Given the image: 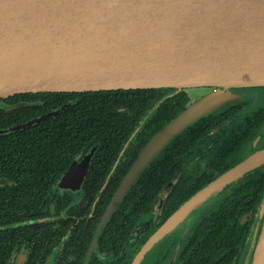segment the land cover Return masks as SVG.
I'll return each instance as SVG.
<instances>
[{
  "label": "flooded vegetation",
  "instance_id": "flooded-vegetation-1",
  "mask_svg": "<svg viewBox=\"0 0 264 264\" xmlns=\"http://www.w3.org/2000/svg\"><path fill=\"white\" fill-rule=\"evenodd\" d=\"M194 89L203 93L195 98ZM155 90L161 97L153 103L107 105L97 118L78 121L84 128L58 151L40 146L46 152L40 161L35 152L23 153L27 182L0 176L6 181L0 233L7 235L0 238V264L248 263L264 222V162L149 243L192 196L264 150V86L231 88L232 97L172 140L112 207L147 144L169 123L155 132L149 124L163 103L186 97L185 111L216 88ZM71 171L82 181L64 182ZM36 172L58 178L33 177ZM226 229L241 231L239 241L236 234L226 239Z\"/></svg>",
  "mask_w": 264,
  "mask_h": 264
},
{
  "label": "water",
  "instance_id": "water-1",
  "mask_svg": "<svg viewBox=\"0 0 264 264\" xmlns=\"http://www.w3.org/2000/svg\"><path fill=\"white\" fill-rule=\"evenodd\" d=\"M261 86L264 0H0V100L39 93L216 88L152 138L112 207L172 140L229 100L231 88ZM65 107L0 135L39 124ZM259 162L264 150L197 192L149 245ZM82 179L71 171L64 182ZM248 263L264 264V222Z\"/></svg>",
  "mask_w": 264,
  "mask_h": 264
},
{
  "label": "trees",
  "instance_id": "trees-1",
  "mask_svg": "<svg viewBox=\"0 0 264 264\" xmlns=\"http://www.w3.org/2000/svg\"><path fill=\"white\" fill-rule=\"evenodd\" d=\"M158 96L161 97L160 90L149 89L82 93L22 94L9 99H2L6 105L13 106V108L7 110L0 109V130L9 129L45 113L54 111L62 106L66 105V107L55 117L31 126V130L30 127H28L26 129L0 135V176L21 177L24 182H27L29 176L25 170L27 156L23 153L27 151L35 152L34 158L40 161L46 153L42 152V147L40 148L42 144L46 145L47 143L49 147L47 151H58V146H61L65 141H69V137L73 132H76L77 129L84 128V125H78V121L97 118L99 114L105 111H100L101 108L121 102L144 103L148 105L153 103V100ZM21 101H24L22 103H25V106L15 107ZM186 103V97L178 100L173 98L165 101L160 107L161 114L149 123L151 127L155 124L156 128L154 132L179 116L183 112ZM146 108L147 106L144 110L145 113ZM104 118L113 119L111 116H106ZM87 128H91V124ZM32 138L33 141L31 142ZM38 175L42 177L47 176L48 179H53L52 182L55 181L54 179L58 178L57 174L44 175L37 172L32 174L33 177H37ZM8 231L9 230L6 229L4 232ZM225 231L226 239L231 237V234H236L235 237L232 238L234 241H239V235L242 234L241 231L239 235L238 232L236 233L233 230H230V233L227 229ZM3 236L7 235L0 233L1 239H3Z\"/></svg>",
  "mask_w": 264,
  "mask_h": 264
},
{
  "label": "rangeland",
  "instance_id": "rangeland-1",
  "mask_svg": "<svg viewBox=\"0 0 264 264\" xmlns=\"http://www.w3.org/2000/svg\"><path fill=\"white\" fill-rule=\"evenodd\" d=\"M202 93L203 91H201L200 89H194L191 91V94L195 96V98H198Z\"/></svg>",
  "mask_w": 264,
  "mask_h": 264
}]
</instances>
